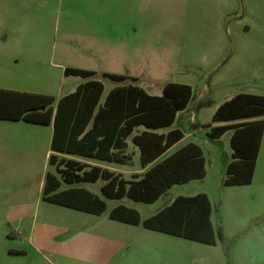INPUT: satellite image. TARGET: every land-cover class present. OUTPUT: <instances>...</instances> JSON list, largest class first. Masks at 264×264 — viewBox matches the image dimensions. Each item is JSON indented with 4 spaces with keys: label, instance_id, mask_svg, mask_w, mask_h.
I'll use <instances>...</instances> for the list:
<instances>
[{
    "label": "rangeland",
    "instance_id": "1",
    "mask_svg": "<svg viewBox=\"0 0 264 264\" xmlns=\"http://www.w3.org/2000/svg\"><path fill=\"white\" fill-rule=\"evenodd\" d=\"M228 1L230 10L224 13L220 0H139V49L127 48L126 60L120 62L83 54L81 47L88 41L91 22L88 9L79 0H0V88L49 94L54 97L51 105H55L89 79L103 86L99 103L115 86L134 84L148 94L160 95L165 82L187 84L192 105L177 111L170 126L159 129L178 128L182 139L156 161L175 147L193 142L202 152L206 170L203 178L173 184L151 203L104 199L105 209L99 215L65 211L69 209L40 199V181L46 171H52L44 158L48 129L28 125L30 134L18 130L6 149L11 157L0 163V264H59L54 255L34 251V246L42 245L34 236L38 232L47 247L42 250L88 248V234L121 240L119 250L126 251L121 264H240V250L246 245L251 224L239 228L235 223L232 187L220 183L223 162L231 159V130L212 141L205 132L212 113L224 100L237 93L264 95V0ZM64 67L97 71L82 78L64 75ZM101 70L126 79L111 81ZM129 154L126 163H112L124 178L132 177L129 172L142 171L137 155ZM198 192H204L211 205L214 244L161 233L140 223L129 227L108 217L111 208L122 203L136 209L141 222L176 196ZM45 206L53 209L43 212ZM22 207L28 215L19 217ZM262 215L264 218V208ZM29 228L34 232L31 243ZM56 228L66 231L57 238L53 235ZM218 228L223 246L216 237ZM64 238L68 240L60 244L58 239ZM61 262L74 264L62 257Z\"/></svg>",
    "mask_w": 264,
    "mask_h": 264
},
{
    "label": "trees",
    "instance_id": "2",
    "mask_svg": "<svg viewBox=\"0 0 264 264\" xmlns=\"http://www.w3.org/2000/svg\"><path fill=\"white\" fill-rule=\"evenodd\" d=\"M62 72L82 78L95 74L92 70L76 67H64ZM101 75L114 82L126 79L125 75L109 72ZM102 90L101 82L89 79L60 97L53 107L52 95L0 88V119L52 125L49 143L51 152L47 162L53 167V172L46 171L44 174L40 195L42 200L99 214L104 209V201L85 188L55 190L61 184L93 182L100 177L105 182L99 191L105 198L125 197L132 201L151 203L173 184L204 176L202 152L192 142L149 166L138 179L132 180H124L118 174L98 166L85 171L82 170L84 164L74 159L58 158L54 152L122 164L128 159L123 151L125 139L129 137L138 150L139 164L144 167L182 137L178 128L165 133L153 130L170 126L177 111L187 106L191 101L189 85L165 82L160 95L148 94L134 84L115 86L99 103ZM263 116L264 95L251 93L233 95L220 103L212 113L209 130L205 132L207 139L215 140L226 130H231V160L224 166L222 185L249 183L263 129ZM138 127L142 129L133 133ZM210 213L208 197L198 192L176 196L141 222L135 209L122 204L113 207L108 217L133 225L140 223L147 229L192 241L214 244ZM216 237L223 246L220 228L217 229ZM225 255L227 257L226 250Z\"/></svg>",
    "mask_w": 264,
    "mask_h": 264
},
{
    "label": "crops",
    "instance_id": "3",
    "mask_svg": "<svg viewBox=\"0 0 264 264\" xmlns=\"http://www.w3.org/2000/svg\"><path fill=\"white\" fill-rule=\"evenodd\" d=\"M79 1L81 5L83 6V8L88 9L89 13L87 15L89 16V19L87 17L86 19H88V22L89 21L91 22V23L89 22L90 24L88 26L89 34L88 36H86L88 41L86 44H84L81 47L83 50V54L85 55L88 54L91 57L100 58L106 61H120L121 62V61L126 60L124 56L127 54V48L131 47L134 50L138 51L139 43L137 42V38H138L137 31L139 30V0H119V1H116V0L115 1L79 0ZM230 5L231 3L228 0H220V7L224 13L229 12ZM129 32L132 33L131 37L128 36ZM86 70H92L95 73L97 71L95 69H86ZM103 72H107V71L101 70L100 74ZM188 104L192 105L191 101ZM52 106L54 107V105ZM263 121H264V116H263ZM217 124H220V123H217ZM28 125H33L32 127L34 126L47 127L48 129L47 130V146L48 147L46 148L44 152V158L47 161L48 154L51 152L49 149V143H50L51 134H52L51 123L44 125V124L25 122L22 120L0 119V163L1 161L5 162L7 158L11 157L10 155L8 156L9 152L6 149H7L9 141L16 138V133L18 130H24L25 132H28L30 134L32 128H29L31 126H28ZM141 129H142L141 127H138L136 131L133 133H136V132L138 133ZM159 129H155L153 131L156 133L166 132V131H162ZM9 133L15 137L10 138ZM45 135H46V132H45ZM229 137L230 135L228 136V140H229ZM181 139L182 137L178 141L173 143L170 147H168L159 156L166 153L168 149H171L174 146L178 145ZM125 143L126 145H125L123 153L128 156V159H126L125 163L129 160V155H130L129 152L132 154L135 153L139 161L138 150L131 143L129 137L125 139ZM186 143H183L175 147L174 150H172L169 154L181 148ZM54 153L57 155L58 158L60 157L71 158V159L76 160L80 164H84L82 170L87 171L92 166H98L103 170H107L109 172H113L114 174H118L119 177L123 178L124 180L138 179L139 175L144 170H146L149 166L153 165L154 163L158 162L156 161V159L159 157V156L156 157L151 163L145 165L144 167L140 165L142 169L141 173L139 171L129 172L128 174H130L132 177L124 178L122 177L121 171L113 168L112 162L102 161L98 159L85 158V157H80L76 155H66V154L57 153V152H54ZM169 154H166L164 157L168 156ZM229 154L231 155V153ZM164 157H162L161 159H163ZM230 160L231 159H228V161L223 162V165H222L223 168L225 164L228 163ZM204 171H205V174H204L205 176L206 175L205 168H204ZM51 172H53V167H52ZM77 172L79 173L80 171H77ZM0 173H1V170H0ZM222 178L223 177L220 178V183H221ZM43 180H44V175L40 181L41 185L43 184ZM97 181H99V183L94 184ZM104 182L105 180L99 177L93 182L86 181V182H81L77 184L73 183L69 185L61 184L55 191L66 189L68 187H83L103 201L104 199L119 200V199H108V198H105L101 194V192L99 191V188ZM227 186L232 187V190H230V194H231V206L233 209V216H234L235 223L239 224L240 226L239 228H241L242 224L246 222H249L251 224V227L249 230L250 234L248 237H245L246 245L244 246L243 250H240V264H264L263 262L264 261V246H263L264 244V218L262 217L263 216L262 208H264V123H263V129H262V133H261L260 140H259L257 153L255 156L254 167H253V171H252L249 183L241 184V185H227ZM95 191H97L99 194H97V192ZM122 198H125V197H122ZM42 201L44 203L50 204V202H47L44 200ZM134 202H137V201H134ZM53 204H50V205H53ZM104 204H105V201H104ZM118 204H122V203H117L116 205ZM54 205L59 206L63 209H69L65 211L72 210L73 212L81 213L82 215L83 214L99 215L103 212L102 211L99 214H95V213H90V212H84V211L77 210V209H72V208L57 205V204H54ZM116 205H114L113 207H115ZM50 209H53V208L49 206H45L43 207V212L45 210H50ZM104 209H105V205H104ZM62 211L64 212V210ZM19 213H20L19 217H21L22 215H28L26 211H24L23 207L22 209H20ZM36 213L37 212L34 211L32 213V216L35 217ZM34 217L32 219H34ZM113 220L114 219H110V221H113ZM115 222L121 223L129 227H137L139 225V224L137 225L128 224V223L120 222L117 220H115ZM110 225H111L110 223L107 224L108 227ZM65 231H66L65 228L63 229L56 228V233L53 235L59 238L60 235L61 234L63 235ZM33 233L34 232L32 231V229L29 228V231L27 233V238L30 241V243L32 240L31 238H34L32 237ZM40 234L41 232L34 234L35 239L38 240L39 242V245L42 244L40 245V247L33 245L35 249L34 251L38 252L41 255H43L42 252H45V251L54 255V257L58 258L59 264H63L61 262V257L73 261L74 264H121V262L124 261L125 259L124 256L126 255V251L119 250L120 249L119 244L122 243V241L121 240L119 241L108 235L107 237L106 235L105 236L103 235L101 237L95 234H88L91 245H89L88 248H85L82 250H42V249H46L47 247L45 246V243L43 242L42 237H40ZM67 240L68 238L58 239V242L62 244V243H65ZM94 241H97L98 245H95ZM65 264H68V263H65Z\"/></svg>",
    "mask_w": 264,
    "mask_h": 264
}]
</instances>
